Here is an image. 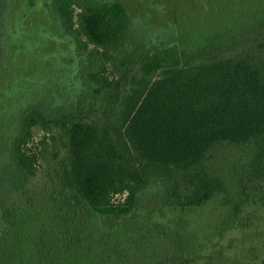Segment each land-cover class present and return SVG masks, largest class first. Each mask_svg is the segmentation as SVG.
Listing matches in <instances>:
<instances>
[{"label":"trees","instance_id":"1","mask_svg":"<svg viewBox=\"0 0 264 264\" xmlns=\"http://www.w3.org/2000/svg\"><path fill=\"white\" fill-rule=\"evenodd\" d=\"M49 2L58 33L17 21L26 59L0 39V264H197L194 230L132 215L219 198L234 228L264 205V0H171L158 19Z\"/></svg>","mask_w":264,"mask_h":264},{"label":"rangeland","instance_id":"2","mask_svg":"<svg viewBox=\"0 0 264 264\" xmlns=\"http://www.w3.org/2000/svg\"><path fill=\"white\" fill-rule=\"evenodd\" d=\"M13 5L4 20L3 28L0 33V39L3 47H10V50L16 48L21 52L20 42L13 41L14 33L18 30L17 21L37 26L38 33L50 30L52 33H58L60 28L57 26L56 16L54 19L50 16V0H12ZM124 2L130 14L137 16L139 14H151L158 19V9L166 6L170 8L171 0H120ZM180 13H186L192 7L191 0H179ZM174 7V6H173ZM171 13V8L167 12ZM53 16V15H52ZM169 16V14H168ZM10 21L13 25H10ZM9 29L7 26H9ZM5 27V28H4ZM9 30V31H8ZM10 32V34H9ZM65 31H63L64 35ZM47 35V34H45ZM62 35V34H61ZM15 39V37H14ZM43 41V40H42ZM55 39L48 41V44H55ZM61 48H67V42H60ZM49 45L45 46L48 49ZM52 50V49H51ZM23 59H26L21 52ZM37 136L42 133L36 130ZM152 195L158 194L156 190L150 192ZM145 195V194H144ZM140 205L132 216L137 217L142 222L150 216L154 222H161L172 231H182L188 226L195 231L190 241L195 251L202 255L197 264H249L251 259H258L263 252L264 244V205H252L247 208L237 219L238 226L228 227L230 224H223L225 217L230 216L227 206L220 203L219 198L212 199L208 203L189 208L185 211L180 209H163L159 204H154V198L142 197ZM154 204V205H153ZM151 206L152 209L146 208ZM147 213L149 216H147ZM152 216V217H151ZM179 218V220H177ZM234 219V220H235ZM177 220V221H176ZM239 220V221H238ZM235 222V221H234ZM243 225H240V224ZM181 228V229H179ZM183 238V237H182Z\"/></svg>","mask_w":264,"mask_h":264}]
</instances>
